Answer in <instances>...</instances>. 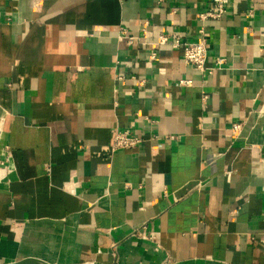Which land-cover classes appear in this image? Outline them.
Segmentation results:
<instances>
[{"label":"crops","instance_id":"0c3cea01","mask_svg":"<svg viewBox=\"0 0 264 264\" xmlns=\"http://www.w3.org/2000/svg\"><path fill=\"white\" fill-rule=\"evenodd\" d=\"M210 1L0 0V264H264V0Z\"/></svg>","mask_w":264,"mask_h":264},{"label":"built area","instance_id":"2783aa9c","mask_svg":"<svg viewBox=\"0 0 264 264\" xmlns=\"http://www.w3.org/2000/svg\"><path fill=\"white\" fill-rule=\"evenodd\" d=\"M230 0H211L209 7L201 12L200 18L203 21L207 20H219L221 19L226 11H227V5ZM251 3L253 0H249ZM248 17L253 16V10L249 9L247 12ZM121 36L126 37L127 41L129 43H132L134 40V36L127 35L125 30L121 31ZM166 38L165 36H160L158 43L163 44L165 43ZM177 42H175L176 44ZM182 46V56H183V62L187 65H189L193 70L196 72H199L200 74H203L207 71V67L205 65L206 57H207V50H208V41L206 38L201 37L198 40L195 41H188L181 43ZM155 54L151 52L149 54V59H154ZM181 85H188L191 84V80L188 79H182L179 81ZM138 139L136 137L129 136L127 132L125 131H115L113 133L112 138V146L113 147H122V148H128L133 146ZM145 226L142 225L141 228H144ZM140 228H135L134 233H139Z\"/></svg>","mask_w":264,"mask_h":264},{"label":"water","instance_id":"95a60500","mask_svg":"<svg viewBox=\"0 0 264 264\" xmlns=\"http://www.w3.org/2000/svg\"><path fill=\"white\" fill-rule=\"evenodd\" d=\"M6 264H49V263L37 259H25L18 262H12Z\"/></svg>","mask_w":264,"mask_h":264}]
</instances>
